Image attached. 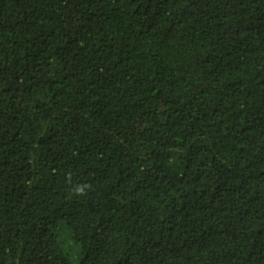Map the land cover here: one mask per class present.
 <instances>
[{
	"label": "trees",
	"instance_id": "16d2710c",
	"mask_svg": "<svg viewBox=\"0 0 264 264\" xmlns=\"http://www.w3.org/2000/svg\"><path fill=\"white\" fill-rule=\"evenodd\" d=\"M0 264H264V0H0Z\"/></svg>",
	"mask_w": 264,
	"mask_h": 264
},
{
	"label": "clouds",
	"instance_id": "9594fccd",
	"mask_svg": "<svg viewBox=\"0 0 264 264\" xmlns=\"http://www.w3.org/2000/svg\"><path fill=\"white\" fill-rule=\"evenodd\" d=\"M78 192H82L83 191V188H79L77 189Z\"/></svg>",
	"mask_w": 264,
	"mask_h": 264
}]
</instances>
